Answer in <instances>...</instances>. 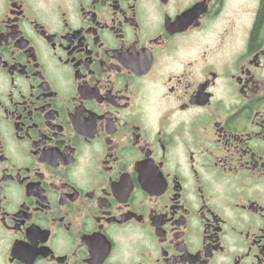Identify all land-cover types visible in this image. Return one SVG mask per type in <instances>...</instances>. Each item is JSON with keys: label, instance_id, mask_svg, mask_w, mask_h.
I'll use <instances>...</instances> for the list:
<instances>
[{"label": "flooded vegetation", "instance_id": "af4514ba", "mask_svg": "<svg viewBox=\"0 0 264 264\" xmlns=\"http://www.w3.org/2000/svg\"><path fill=\"white\" fill-rule=\"evenodd\" d=\"M0 264H264V0H0Z\"/></svg>", "mask_w": 264, "mask_h": 264}]
</instances>
